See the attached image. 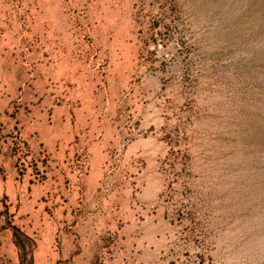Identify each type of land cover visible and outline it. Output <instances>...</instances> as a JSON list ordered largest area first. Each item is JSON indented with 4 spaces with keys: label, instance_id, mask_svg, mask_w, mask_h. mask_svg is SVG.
Listing matches in <instances>:
<instances>
[{
    "label": "rangeland",
    "instance_id": "374dc122",
    "mask_svg": "<svg viewBox=\"0 0 264 264\" xmlns=\"http://www.w3.org/2000/svg\"><path fill=\"white\" fill-rule=\"evenodd\" d=\"M263 39L264 0H0V264H264Z\"/></svg>",
    "mask_w": 264,
    "mask_h": 264
},
{
    "label": "bare ground",
    "instance_id": "6f19581e",
    "mask_svg": "<svg viewBox=\"0 0 264 264\" xmlns=\"http://www.w3.org/2000/svg\"><path fill=\"white\" fill-rule=\"evenodd\" d=\"M251 4V3H250ZM252 8V7H251ZM262 10V9H261ZM256 11V10H255ZM253 13V12H252ZM262 13V12H261ZM260 14V13H259ZM242 24V23H241ZM252 24V23H251ZM249 26V25H248ZM260 26V25H259ZM254 30V29H253ZM255 31H256V29H255ZM252 33V32H251ZM264 40V39H263ZM262 44V43H261ZM255 49V51H256V48H254ZM260 52V51H259ZM262 142V141H261Z\"/></svg>",
    "mask_w": 264,
    "mask_h": 264
}]
</instances>
